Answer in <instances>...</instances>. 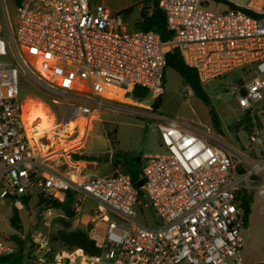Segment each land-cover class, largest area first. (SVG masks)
<instances>
[{
	"label": "built area",
	"instance_id": "2783aa9c",
	"mask_svg": "<svg viewBox=\"0 0 264 264\" xmlns=\"http://www.w3.org/2000/svg\"><path fill=\"white\" fill-rule=\"evenodd\" d=\"M214 3L228 10L209 11ZM159 6L170 32L166 41L153 32H128L122 15L91 0H25L13 20L4 12L0 201L18 206L33 195L63 201L67 193L78 206L92 200L89 234L103 251L101 256L80 248L55 253L49 229L64 214L45 208L29 237L28 264H244L245 211L239 197L250 191L249 180L264 178L260 132L249 136L248 145L236 146L209 129L187 128L122 102L134 87L161 94L166 55L178 50L202 85L240 71L232 86L238 105L260 118L264 134V110L254 112L264 99V0H160ZM23 76L64 101L74 132H88L103 109L154 120L166 153L142 155L143 186L119 172L72 179L48 166L53 145L44 143L47 134L36 139V132L28 131ZM148 208L155 226L143 214L140 218V210ZM100 228L101 243L95 237ZM16 254V245L0 238V264Z\"/></svg>",
	"mask_w": 264,
	"mask_h": 264
},
{
	"label": "rangeland",
	"instance_id": "374dc122",
	"mask_svg": "<svg viewBox=\"0 0 264 264\" xmlns=\"http://www.w3.org/2000/svg\"><path fill=\"white\" fill-rule=\"evenodd\" d=\"M239 1L246 2L247 0ZM91 2L93 5H103L111 12L122 15L127 23L128 32L139 30L136 24L141 19L143 8L147 6L146 0H91ZM17 9L15 0H0V24L4 25L5 23L4 12H7L10 20H13ZM126 10H130L127 15L124 14ZM208 10L213 13H221L227 11L228 6L224 3H214ZM240 76L241 72L236 71L207 85H203L210 99L211 106L217 114L221 133L213 128L209 108L202 100L194 96L190 88L183 83L182 77L171 68H168L165 72L164 89L161 94L148 92L145 98H135L132 90H130L125 95L122 103L127 108L162 115L181 122L187 128H196L201 131L209 129L236 146L248 145L249 136L245 130L242 128L236 132L233 128L234 124L242 119L241 117L245 112L238 105L239 94L232 89V86L238 83ZM20 95L22 98H28L29 102L48 106L50 115L54 117L55 127L51 132L47 133L44 143L49 146L53 145L51 154L48 157L56 156L60 158V168H65L63 166L65 158L61 156V150L64 152L65 157L68 156L69 159L73 154L83 157H88V153L95 155L96 161L100 165L97 166L94 172L85 171L83 178L109 176L111 165L108 164L107 160L110 158L111 149H109L105 141H100L96 137L98 130L102 126L107 127L108 132L111 134V140L118 142V146L114 151L115 161L121 160L123 163H134L135 167L138 168V157L141 154L161 155L166 153L161 145L156 122L152 119L133 116L126 112L103 109L93 122L95 128L88 137L87 132L82 128L80 131L74 132L75 122L67 125L64 101L55 98L54 95L41 88L28 76L22 77ZM159 96L162 99L161 104L157 110H154L152 105ZM54 100H57V103H54ZM263 110L264 99L254 106V112L257 114ZM62 129L64 130V133H62L64 136L54 138V133L61 132ZM257 131L260 132V130ZM32 134L33 130L31 128ZM260 134L262 133L260 132ZM262 136L264 138V134ZM262 184H264L263 177L249 180L252 206L248 227L243 231V259L247 256L257 262V264H264V187H260ZM40 196H31L28 207H25L22 203L16 206V202L13 200L0 201V238L8 239L12 235H18L28 242L32 230L40 225L39 214L42 212L38 206ZM75 206L77 215L70 228L64 227L59 220L60 218H56L51 224L49 233L56 252L63 251L57 241V237L61 232L79 229L91 230L92 228L90 218H85L83 213H79V209H83L84 205L78 206L76 204ZM85 207L87 215L90 216L94 212L96 203L90 200ZM13 208L19 210L21 230H16L10 224ZM62 213L64 214L63 211ZM139 214L141 219H143L141 214L145 216L148 225L155 226L157 224L151 208L143 210L142 213L140 210ZM103 232V228L97 230L95 237L99 243L102 241Z\"/></svg>",
	"mask_w": 264,
	"mask_h": 264
},
{
	"label": "trees",
	"instance_id": "16d2710c",
	"mask_svg": "<svg viewBox=\"0 0 264 264\" xmlns=\"http://www.w3.org/2000/svg\"><path fill=\"white\" fill-rule=\"evenodd\" d=\"M25 0H15V4L17 8H20ZM147 6H145L141 12V19L137 22L136 27L139 30L145 32H153L163 40L166 41L170 37V32L168 31L166 24V17L164 12L159 6L160 0H146ZM130 10H126L124 12L127 15ZM171 68L175 72H177L183 79V83L189 87L194 96L202 100L205 105L209 108V114L211 117L213 128L221 133V127L219 124V120L214 108L211 106L210 99L199 80L197 71L194 68L189 67L183 61L181 54L178 50H172L166 55V69ZM165 83V78H164ZM132 94L135 98H145L148 94V91L139 87H134L132 89ZM161 96H159L152 105L154 110H157L161 104ZM242 119L237 121L233 128L236 132L240 131L242 128L245 130L248 136H251L260 130L261 124L260 118L257 115H252L250 110L245 111L241 117ZM111 137V134H108ZM74 161H93L92 157L87 156H79L73 154L71 156ZM133 181L138 183L140 177L139 173H135L132 176ZM141 197H143V193L140 191ZM31 200V196H24L21 198V202L25 207H28L29 201ZM241 202V206L245 211L244 216V228L248 227L250 214H251V206H252V194L249 190H244L242 195L239 197ZM77 201L74 198V195L71 193H67L64 195L63 201L47 199L43 195L39 197L38 206L43 210L45 208H52L57 210H62L64 212V217L60 218L62 225L66 228H70L72 226L73 220L76 218L77 211L76 205ZM10 224L16 230H21V219L19 216V210L17 208H13L12 216L10 218ZM7 241L14 243L17 247V254L6 258L3 260V264H28V252H29V239L28 242L19 237L18 235H12ZM52 240V239H51ZM57 241L60 244V247L63 251L56 252V250L52 248L55 253H65L68 251H72L74 249L80 248L83 249L90 256H101L103 251L97 245V242L90 237L89 230H75L70 232H61Z\"/></svg>",
	"mask_w": 264,
	"mask_h": 264
},
{
	"label": "crops",
	"instance_id": "0c3cea01",
	"mask_svg": "<svg viewBox=\"0 0 264 264\" xmlns=\"http://www.w3.org/2000/svg\"><path fill=\"white\" fill-rule=\"evenodd\" d=\"M140 127V126H139ZM94 124H92L90 130L87 132L88 137L89 134L92 130H94ZM143 130L144 128L141 127ZM109 132L107 130L106 126H102L100 127V129L98 130V133L96 135L97 139L100 141H105L106 144L109 146L110 150V158L107 160L108 164L111 165V170L109 172L108 175H112L116 172L119 173H123V174H127L130 176H133L135 173H139V177L141 174V168H142V161H141V155L138 157V168L135 167L134 163H123L121 160H114V151L118 146V142L111 140V137H109ZM88 157H92L94 160L93 161H74L72 160L71 156L70 159L67 157H64V161H63V166L65 167L64 169L60 168L59 163L61 162V159L53 156V157H49V161L47 162V165L50 166L52 169H54L55 171L62 173L64 175H67L68 177L72 178V179H90V178H83V174L85 173V171H90V172H94L97 168V166H99L100 164L97 163L96 161V157L94 154L88 153ZM94 178V177H92ZM90 200H87L83 205V209L80 208L79 209V213H83L85 218H90V222L92 219V215L90 216L87 215L86 212V203H88ZM244 264H257V262L253 261L251 258L249 257H245L243 259Z\"/></svg>",
	"mask_w": 264,
	"mask_h": 264
},
{
	"label": "bare ground",
	"instance_id": "6f19581e",
	"mask_svg": "<svg viewBox=\"0 0 264 264\" xmlns=\"http://www.w3.org/2000/svg\"><path fill=\"white\" fill-rule=\"evenodd\" d=\"M27 105L25 119L29 133L31 134L32 128L36 132L35 137L38 138L51 132L55 124L54 117L50 115L48 106L41 103H32L31 101H28ZM73 123L74 121L69 123V125Z\"/></svg>",
	"mask_w": 264,
	"mask_h": 264
},
{
	"label": "water",
	"instance_id": "95a60500",
	"mask_svg": "<svg viewBox=\"0 0 264 264\" xmlns=\"http://www.w3.org/2000/svg\"><path fill=\"white\" fill-rule=\"evenodd\" d=\"M137 186L141 188L143 186V182L141 180H139L137 183Z\"/></svg>",
	"mask_w": 264,
	"mask_h": 264
}]
</instances>
